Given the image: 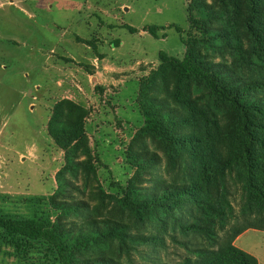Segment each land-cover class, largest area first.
<instances>
[{"label": "rangeland", "instance_id": "374dc122", "mask_svg": "<svg viewBox=\"0 0 264 264\" xmlns=\"http://www.w3.org/2000/svg\"><path fill=\"white\" fill-rule=\"evenodd\" d=\"M202 2L212 12L210 28L227 35L226 40L212 39L199 47L205 60L223 65L235 79H264V60L252 55L242 27L250 15L242 0ZM191 7L192 0H0V217L13 221L49 217L51 223L59 218L63 229L76 234L85 233L90 223L104 231L109 221L136 237L135 241L99 236L78 249V260L103 257L119 264H179L191 257L181 243L189 249L207 245L183 231L191 222L188 208L174 214L163 210L134 214L120 205L122 191L136 171L130 147L156 156V164L145 168L136 182L139 191H152L157 183H181L179 163L168 169L167 156L149 138L133 140L143 126L138 87L157 69L160 53L182 56L188 17H197ZM148 26L161 28L156 37L143 31ZM238 43L244 52L235 51ZM99 54L114 66L130 67L136 78L122 79L131 70L122 75L111 71L108 83L87 82L85 91L80 85L88 95L86 101L62 97L66 94L59 92L57 81L95 56L100 70ZM204 94L200 97L198 89H192L196 106L213 107L207 115H214L224 135L231 126L230 113L227 108L216 110L214 100ZM61 100L86 111L84 142L69 161L70 153L49 134L53 107ZM222 134L216 135L217 149L225 156L228 140ZM229 179L236 181L234 172ZM229 191L238 212L241 185L230 181ZM235 240L237 248L264 264V230H247ZM0 264L59 262L49 246L0 229Z\"/></svg>", "mask_w": 264, "mask_h": 264}, {"label": "trees", "instance_id": "16d2710c", "mask_svg": "<svg viewBox=\"0 0 264 264\" xmlns=\"http://www.w3.org/2000/svg\"><path fill=\"white\" fill-rule=\"evenodd\" d=\"M202 1L192 0L191 9H195L197 17H188V38L182 56L160 53L157 69L140 83L137 92L143 126L133 141L149 138L167 156L168 169H175L179 163L181 183H157L152 191H139L136 182L145 168L156 164V156L143 149L133 152L130 147V160L136 171L122 191L120 205L134 214H157L159 210L174 214L188 208L191 222L183 231L199 236L207 245L189 249L187 243H181L191 257L186 256L179 264H258L254 256L237 248L234 241L247 230H264V97H259L264 93V79H235L224 71L223 65L208 62L201 55L199 47L212 39L227 38L210 28L212 12ZM242 3L250 14L242 27L251 53L264 60V29L259 27L264 26V0H242ZM123 27L135 33L134 28ZM160 29L148 26L143 31L156 37ZM175 30L180 32L179 28ZM235 51L244 52L239 43ZM238 58L241 60V56ZM194 87L200 97L204 92L214 100L216 110L227 108L231 126L224 135L214 115H207L213 107L196 106L192 97ZM159 94L164 97L161 99ZM85 115L83 107L69 100H61L53 107L49 134L70 153L68 161L84 142ZM217 133L228 140L225 156L217 149ZM71 142L74 144L70 147ZM233 172L236 181L229 179ZM230 181L241 185L238 212L230 202ZM106 223L109 226L104 231L90 223L85 233L76 234L63 229L59 218L51 223L49 217L27 221L0 217L3 232L49 246L59 264H119L103 257L75 258L80 247L94 243L99 236L136 241V237L127 236L124 226Z\"/></svg>", "mask_w": 264, "mask_h": 264}, {"label": "crops", "instance_id": "0c3cea01", "mask_svg": "<svg viewBox=\"0 0 264 264\" xmlns=\"http://www.w3.org/2000/svg\"><path fill=\"white\" fill-rule=\"evenodd\" d=\"M99 55H101L102 57V59L100 60V64L103 65V67L100 70L98 68L97 61H95L97 60L95 56V59L92 58L90 63H87V64L79 63L77 68L69 69V71L64 73L63 77L67 81L65 80L57 81V87L59 88V92H61L62 94H66L65 96H62V97H66V98H69L77 102L86 101V97L88 95L86 93H83L85 89L87 90L86 83L88 82L92 84V83L98 82V80H100L103 84L105 82L108 83L109 80H112L110 78L111 76H109V73L111 71L115 72V74L122 75L125 69L127 71L131 70V72H129V75L124 76L122 79H125L127 81V80H133L136 78V75L132 72V69L130 67L123 68L121 66L119 67L114 66L113 64L105 60V58L102 56L103 54H99ZM85 66H89V67H87L86 69ZM118 76L119 75H114L115 78H117ZM80 85L83 87L84 91L80 88ZM235 241H234V245H235Z\"/></svg>", "mask_w": 264, "mask_h": 264}]
</instances>
